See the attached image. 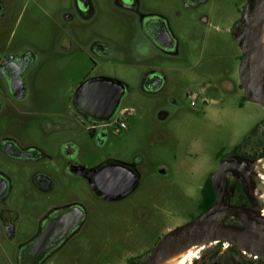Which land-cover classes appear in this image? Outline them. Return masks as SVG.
Instances as JSON below:
<instances>
[{
	"label": "flooded vegetation",
	"instance_id": "af4514ba",
	"mask_svg": "<svg viewBox=\"0 0 264 264\" xmlns=\"http://www.w3.org/2000/svg\"><path fill=\"white\" fill-rule=\"evenodd\" d=\"M258 3L243 0L240 6L237 1L230 13L229 0H0V244L6 241L14 246L13 264H51L53 256L75 238L93 239L99 221L131 211L130 197L143 181L142 157L118 154L114 147L127 143V125L115 117L129 111L122 103L130 86L109 75L89 72L70 94L57 93L44 106L35 84L46 62L56 54L76 57L75 61L86 59L93 64L92 71L111 64L141 66V92L156 98L167 94L169 106L158 110L163 121L169 118V107L179 105L173 91L168 92L169 72L174 75L176 69L167 64L182 59L185 50L204 47L215 51L213 61L218 59L216 52L222 58L224 37L237 47L232 56L237 68H220L219 74L210 75L215 84L209 85L227 90L231 84L229 90L240 91L244 98L240 44L247 38L248 14H258L263 7ZM33 14L45 19L43 40L33 36ZM229 14L235 15L231 18ZM99 77L124 85L110 120L97 116L107 111L100 96L114 94L117 87L102 91L96 85ZM90 79L91 84L80 89ZM190 91L186 89L185 94ZM29 119L41 120V139ZM155 135L161 140L160 130ZM84 143L105 155H98L94 162L86 160ZM236 157L247 171L231 168L220 176L224 202L232 206L221 210L242 215L228 224L246 227L248 219L262 226L256 173L247 165L256 159L241 150L216 154L218 167L199 187L197 216L203 205L216 202L213 173L223 160ZM134 172L140 177L139 185L129 192ZM156 172L168 175L162 164ZM82 183L89 187L86 194L77 189ZM140 211L137 208L139 221L143 218ZM195 260L189 264H264V257L225 241H218L209 255Z\"/></svg>",
	"mask_w": 264,
	"mask_h": 264
},
{
	"label": "rangeland",
	"instance_id": "374dc122",
	"mask_svg": "<svg viewBox=\"0 0 264 264\" xmlns=\"http://www.w3.org/2000/svg\"><path fill=\"white\" fill-rule=\"evenodd\" d=\"M237 1L241 6L243 0H229L230 13ZM234 15L229 14L231 18ZM30 27H34L33 36L43 40L44 17L33 14ZM20 32L23 34L24 30ZM221 47L225 55L221 58V53L216 52L218 59L215 61L211 59L215 51L204 47L201 50H185L182 59L167 64L176 69L174 75L169 69L168 92L173 91L179 105L170 106L169 118L163 121L158 118V110L169 106L167 94L156 98L141 92L139 84L144 71L141 66L111 64L92 71L93 64L86 59L75 61L76 57L72 60L54 54L37 72L35 91L38 96L44 97V106L57 93L70 94L89 72L109 75L130 86V94L122 103L129 111L117 113L115 117L119 124L124 122L127 125V143L125 145L123 141L114 147L118 154L138 155L143 159V181L130 197L131 211L122 215L117 213L111 221H99L93 239L75 238L53 256L51 264H143L160 238L197 216L199 187L218 167L216 154L220 150L228 155L237 145L241 146L243 153L252 154L261 150L264 127L253 135L251 130L264 119V108L245 100L240 91L229 90L231 84L227 90L209 85L215 84L210 75L219 74L220 68H237L232 60L233 54L237 53L235 44L224 37ZM186 89L191 91L185 94ZM193 100L195 105H192ZM71 116L68 114V118ZM28 123L35 126L41 139V120L29 119ZM157 130L161 132V140L155 135ZM88 144L84 143L86 160L94 162L98 155H105L104 152L98 154ZM247 160L243 159L244 162ZM159 164L164 166L167 176L157 174ZM247 165L256 173L255 193L264 212V157ZM77 189L84 194L89 192L86 183L80 184ZM136 207L141 208L143 218L140 221L137 220ZM211 218L229 222L242 218V215L234 210H219ZM246 220L249 221L246 228L251 235L264 240V224L261 226ZM214 247L209 245L196 252L195 261L209 255ZM14 250V246L2 242L0 264H13ZM5 252H8L9 258Z\"/></svg>",
	"mask_w": 264,
	"mask_h": 264
},
{
	"label": "water",
	"instance_id": "95a60500",
	"mask_svg": "<svg viewBox=\"0 0 264 264\" xmlns=\"http://www.w3.org/2000/svg\"><path fill=\"white\" fill-rule=\"evenodd\" d=\"M258 4L263 5V7L258 14H254L253 12L248 14L249 30L247 38L244 44H240L244 52V58L240 68V79L246 99L264 108V65L262 64L261 56V20L264 15V0H259ZM96 80V85L102 91H110L109 89L114 87L113 85L117 87L114 94L105 92L100 96L101 106L105 107L107 111L97 116L110 120L113 118L114 110L121 99L124 85L119 81L114 82L112 79L106 77H99ZM91 82L92 79L84 82L80 89L87 88ZM240 160V157H236L235 159H225L221 162L219 168L212 176L216 202L189 222L169 230L160 238L143 264H158L176 244L191 237L225 241L231 245L238 246L248 253L264 257V244L254 239L256 237L251 235L248 228L211 218L215 212L226 207H232L224 202L219 178L231 168L247 171L246 166ZM139 179V175L134 172L129 185V192L138 186Z\"/></svg>",
	"mask_w": 264,
	"mask_h": 264
},
{
	"label": "bare ground",
	"instance_id": "6f19581e",
	"mask_svg": "<svg viewBox=\"0 0 264 264\" xmlns=\"http://www.w3.org/2000/svg\"><path fill=\"white\" fill-rule=\"evenodd\" d=\"M261 56L262 64L264 65V15L261 20ZM252 234V233H251ZM258 242L264 244V240L257 238ZM218 241L208 240L204 238L191 237L176 244L159 262L158 264H186L192 257L195 260L196 252L202 251L209 245H215ZM228 245V244H226ZM191 263V261H190Z\"/></svg>",
	"mask_w": 264,
	"mask_h": 264
},
{
	"label": "trees",
	"instance_id": "16d2710c",
	"mask_svg": "<svg viewBox=\"0 0 264 264\" xmlns=\"http://www.w3.org/2000/svg\"><path fill=\"white\" fill-rule=\"evenodd\" d=\"M245 100H247L246 98H244ZM264 127V119L261 120L259 123H257L253 129L251 130V134H255L259 129L263 128ZM261 150L259 152H255V153H252V154H249V153H244L246 156H248L250 159H258V158H261V157H264V131H263V138L261 140ZM238 150H241V146L240 145H237L235 146L234 148V151H238ZM211 181H209V185H210ZM211 188V193H212V196L214 195V192H213V188L212 186H210ZM209 205H203L201 207V210H206L208 208Z\"/></svg>",
	"mask_w": 264,
	"mask_h": 264
},
{
	"label": "built area",
	"instance_id": "2783aa9c",
	"mask_svg": "<svg viewBox=\"0 0 264 264\" xmlns=\"http://www.w3.org/2000/svg\"><path fill=\"white\" fill-rule=\"evenodd\" d=\"M192 105H195V101L194 100L192 101Z\"/></svg>",
	"mask_w": 264,
	"mask_h": 264
}]
</instances>
